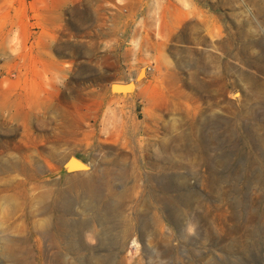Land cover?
<instances>
[{
	"label": "rangeland",
	"instance_id": "rangeland-1",
	"mask_svg": "<svg viewBox=\"0 0 264 264\" xmlns=\"http://www.w3.org/2000/svg\"><path fill=\"white\" fill-rule=\"evenodd\" d=\"M0 264H264V0H0Z\"/></svg>",
	"mask_w": 264,
	"mask_h": 264
},
{
	"label": "water",
	"instance_id": "water-1",
	"mask_svg": "<svg viewBox=\"0 0 264 264\" xmlns=\"http://www.w3.org/2000/svg\"><path fill=\"white\" fill-rule=\"evenodd\" d=\"M116 87L122 88V87H127V86L117 85ZM70 160L79 162L80 168H86V166L81 161L77 160L76 158H71Z\"/></svg>",
	"mask_w": 264,
	"mask_h": 264
},
{
	"label": "bare ground",
	"instance_id": "bare-ground-1",
	"mask_svg": "<svg viewBox=\"0 0 264 264\" xmlns=\"http://www.w3.org/2000/svg\"><path fill=\"white\" fill-rule=\"evenodd\" d=\"M157 26V25H156Z\"/></svg>",
	"mask_w": 264,
	"mask_h": 264
}]
</instances>
